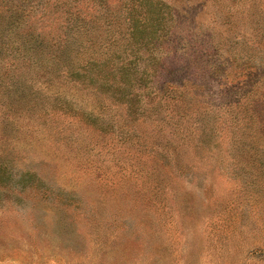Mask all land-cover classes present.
Segmentation results:
<instances>
[{"label": "rangeland", "instance_id": "374dc122", "mask_svg": "<svg viewBox=\"0 0 264 264\" xmlns=\"http://www.w3.org/2000/svg\"><path fill=\"white\" fill-rule=\"evenodd\" d=\"M0 264H264V0H0Z\"/></svg>", "mask_w": 264, "mask_h": 264}, {"label": "trees", "instance_id": "16d2710c", "mask_svg": "<svg viewBox=\"0 0 264 264\" xmlns=\"http://www.w3.org/2000/svg\"><path fill=\"white\" fill-rule=\"evenodd\" d=\"M39 3V2H38ZM36 4L35 3V5L34 4H31L30 3V5H28L29 7H34L35 9H37L38 8V6H39V4ZM168 89V91L170 92V93H177L178 94V92H179V89L181 90V86L179 85V84H177V85H172V84H169V83H164L161 87H160V89H159V91L158 92H162L163 93V91L164 90H167ZM178 97H179V95H178Z\"/></svg>", "mask_w": 264, "mask_h": 264}]
</instances>
